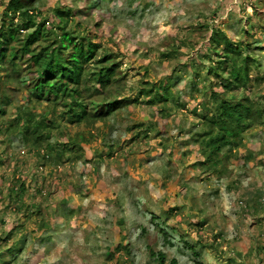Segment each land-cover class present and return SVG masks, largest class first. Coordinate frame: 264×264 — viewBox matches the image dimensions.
<instances>
[{
	"label": "rangeland",
	"instance_id": "1",
	"mask_svg": "<svg viewBox=\"0 0 264 264\" xmlns=\"http://www.w3.org/2000/svg\"><path fill=\"white\" fill-rule=\"evenodd\" d=\"M10 1L0 0V22ZM18 1L45 17L53 5L73 9L69 27L118 55L111 92L126 101L103 119L70 124L60 105L28 102L25 78L0 66V238L9 235L0 264H158L151 252L165 264H264V125L244 135L245 158L234 151L221 179L193 147L200 109L211 103L214 26L248 45L249 99L264 108V0ZM168 79L170 118L160 121V107L132 100ZM24 107L55 121L51 144L73 146L60 163L10 128Z\"/></svg>",
	"mask_w": 264,
	"mask_h": 264
},
{
	"label": "trees",
	"instance_id": "2",
	"mask_svg": "<svg viewBox=\"0 0 264 264\" xmlns=\"http://www.w3.org/2000/svg\"><path fill=\"white\" fill-rule=\"evenodd\" d=\"M4 16L0 22V66L25 78L28 102L35 99L60 105L62 116L70 124L103 119L125 103V99L111 92L119 79L118 55L103 50L96 37L77 35L69 27L74 21L73 9L65 4L53 5L49 16L45 17L41 10H30L18 0H11ZM216 27L208 42L210 51L218 55L207 72L208 77H212L207 91L211 106L206 103L198 112L203 126L194 135L193 147L202 168L221 179L231 172L234 151L239 150L245 158L247 149L243 137L254 127L264 125V108L249 99L251 67L255 60L249 55L243 56L244 47L248 45L235 44L221 27ZM226 63L230 64V69L226 68ZM169 83L168 79L159 87L150 84L147 88L141 87L139 98L132 101L139 102L142 98L151 108L160 107L159 120H167L173 96ZM94 103L99 112H94ZM151 119L153 125L158 121L154 114ZM55 125L50 117L24 107L19 108L10 128L19 127L21 142L32 149L46 144L49 153H53L51 157L48 153V157L60 163L66 151H73V146L69 148L64 144L59 148L50 143L51 131L57 129ZM138 126V133L146 135L149 129L145 124ZM16 190L20 191L16 194L20 201L25 190L23 184ZM169 212L177 214L178 211L170 208ZM8 240L9 235L0 238V247L5 248ZM116 250L120 249L116 247ZM151 255L158 264H165L166 256L162 252H151Z\"/></svg>",
	"mask_w": 264,
	"mask_h": 264
},
{
	"label": "crops",
	"instance_id": "3",
	"mask_svg": "<svg viewBox=\"0 0 264 264\" xmlns=\"http://www.w3.org/2000/svg\"><path fill=\"white\" fill-rule=\"evenodd\" d=\"M147 118H149V117H147ZM0 161H2L1 158H0Z\"/></svg>",
	"mask_w": 264,
	"mask_h": 264
}]
</instances>
